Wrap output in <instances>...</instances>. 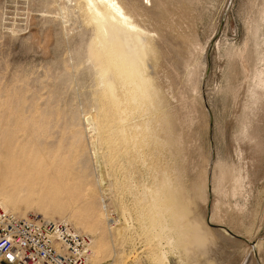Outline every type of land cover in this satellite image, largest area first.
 <instances>
[{
	"label": "rangeland",
	"instance_id": "rangeland-1",
	"mask_svg": "<svg viewBox=\"0 0 264 264\" xmlns=\"http://www.w3.org/2000/svg\"><path fill=\"white\" fill-rule=\"evenodd\" d=\"M117 2L150 43L160 101L120 123L80 1L0 0L6 210L68 223L90 264H264V0ZM147 121L127 147L114 133Z\"/></svg>",
	"mask_w": 264,
	"mask_h": 264
},
{
	"label": "bare ground",
	"instance_id": "bare-ground-1",
	"mask_svg": "<svg viewBox=\"0 0 264 264\" xmlns=\"http://www.w3.org/2000/svg\"><path fill=\"white\" fill-rule=\"evenodd\" d=\"M79 1L82 5V9L86 14L87 18L94 25L93 32H95L94 33L95 36L93 38L94 40H93L91 55L93 56V59L96 61L97 64L95 74L98 75L97 77H99L98 81H100L102 97L105 98L106 102H108L110 105L108 113L112 116L113 119L119 121V123L120 121L124 120L123 118L124 116L132 113L135 110H140V111L142 110L144 112V113L142 112V114H144L145 118L147 116L149 117V115L151 116L152 115L151 112L155 113L156 111H158V109H160L156 105L158 103H155L159 100V94H158L159 92L157 91V88H154L151 78L147 75L148 67L146 69V65L144 61L146 58L145 55H147V57L149 56L148 53H149L150 43L148 42L149 46L144 45V47H142V44L140 43V41L142 40L141 38L142 37L145 38V33L141 31V29H139L136 24H134L130 16L123 10V8L120 6L117 0H79ZM149 37L150 36L147 35L146 39L148 41H149L148 39ZM158 102L160 103V101ZM149 121H147V123L145 124H140V125L129 124L124 127L121 126L119 128L116 127L114 133L115 135L118 136L117 139L119 138L118 140H122L123 144L127 147V144L130 141H133L135 138L137 137L139 138V136L142 134L143 131H148ZM139 133L141 134L137 136ZM9 163L10 165H7L8 167L12 166L13 163L14 165L19 164V162L17 161L14 162L12 160L9 161ZM28 164L29 166H23V167L31 172L30 167H33L36 163L34 165L31 163ZM4 176L5 175H2V177ZM9 176H11V173L8 175V177ZM166 183H167V179L164 180V184ZM30 187H32V185ZM158 190L159 188H157V191ZM57 192L60 193L58 189ZM159 199L153 197V199L150 200V204L153 205L154 207H158L159 203L162 202V200ZM164 202L166 201L163 200V203ZM0 204L5 206V208L1 206L5 211H7L6 208H8V206L10 205L12 206V204L9 202L8 199L2 197H0ZM166 208L168 209L169 212V208L165 207V209ZM164 211L167 212L166 210ZM164 211H162L161 207H159L155 215H153L155 216V218L158 219L161 218L159 220H162L160 223H158L156 222L157 220L156 219L154 220L153 217V221L156 222L154 223L155 226L153 229L157 231V235L159 237L164 235V233H166V231L168 230V222L166 220V213ZM168 238L169 237H167V239ZM163 253L161 258H164ZM91 259H93V257ZM163 260L164 259H162V261ZM166 260L167 259H165V261Z\"/></svg>",
	"mask_w": 264,
	"mask_h": 264
},
{
	"label": "built area",
	"instance_id": "built-area-1",
	"mask_svg": "<svg viewBox=\"0 0 264 264\" xmlns=\"http://www.w3.org/2000/svg\"><path fill=\"white\" fill-rule=\"evenodd\" d=\"M0 262L90 264L88 241L66 222L22 218L0 208Z\"/></svg>",
	"mask_w": 264,
	"mask_h": 264
},
{
	"label": "water",
	"instance_id": "water-1",
	"mask_svg": "<svg viewBox=\"0 0 264 264\" xmlns=\"http://www.w3.org/2000/svg\"><path fill=\"white\" fill-rule=\"evenodd\" d=\"M0 264H4L3 262H0Z\"/></svg>",
	"mask_w": 264,
	"mask_h": 264
}]
</instances>
